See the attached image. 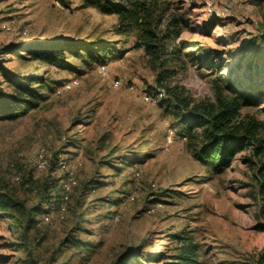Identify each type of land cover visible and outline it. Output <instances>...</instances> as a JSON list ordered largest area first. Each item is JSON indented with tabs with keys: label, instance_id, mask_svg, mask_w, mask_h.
Instances as JSON below:
<instances>
[{
	"label": "rangeland",
	"instance_id": "374dc122",
	"mask_svg": "<svg viewBox=\"0 0 264 264\" xmlns=\"http://www.w3.org/2000/svg\"><path fill=\"white\" fill-rule=\"evenodd\" d=\"M175 4L185 18L179 41L189 63L178 67L173 81L196 100L214 99L220 70L204 61L209 53L227 77L254 94L256 101L243 113L264 120V0ZM0 5V24H13L11 30L0 26V86L13 90L3 69L18 78H46L36 84L44 94L38 107L14 120L0 119V183L35 204L49 182L51 201L44 208L57 207L65 174L51 169L53 161L38 170L39 150L81 163L68 210L55 208L53 223L39 222L43 241L24 245L20 229L0 215V264H116L130 252L148 264H168L182 246L176 234L199 244V264H264L257 159L246 149L225 171L206 174L181 132L171 133L175 117L145 99L156 71L143 49L135 48L134 36L116 33L117 15L80 0H0ZM89 38L111 41L122 53L92 61L72 54L71 64L60 67L29 50ZM101 64H107V75ZM71 78L79 83L58 93ZM126 160L133 163L123 165ZM32 182L40 192H33ZM70 234L94 246L89 259L62 244ZM137 256L125 264H139L143 259Z\"/></svg>",
	"mask_w": 264,
	"mask_h": 264
},
{
	"label": "trees",
	"instance_id": "16d2710c",
	"mask_svg": "<svg viewBox=\"0 0 264 264\" xmlns=\"http://www.w3.org/2000/svg\"><path fill=\"white\" fill-rule=\"evenodd\" d=\"M70 1L62 0L64 4ZM80 1L83 5L94 6L104 13L117 15L116 33L135 37V48L143 49L156 71L155 85L148 89L147 94L175 117L172 129L181 132L186 138L189 150L207 167L206 174L225 171L237 153L250 149L253 158L258 161V194L262 198L264 210V120L250 113H243L246 105L256 101L255 96L242 90L236 80L227 77L222 65L209 53L203 56L204 61L220 70L218 77L214 78V99L196 100L184 84L173 81L178 67L185 69L189 63L184 46L179 41L185 18L177 9L175 0ZM29 50L34 58L60 67L71 64L72 54L85 56L92 61L105 60L112 52L115 55L122 53L111 41L95 38L84 39L82 42L71 40L61 45L33 47ZM252 65L251 60L248 67L251 68ZM3 70L8 82L13 85V90L9 92L0 86V119L14 120L39 106L44 94L36 84L38 79L45 83L46 78H18ZM60 158L57 151L52 159V170L57 169ZM131 160L122 164L133 163ZM32 184L33 192H40L39 185L36 182ZM52 187L46 182L42 198L35 204H30L12 188L0 183V215L13 221L20 229L24 245L28 246L38 238V242L44 240V236H38L39 222L43 221V214L47 209L58 208H44L51 201ZM165 193L167 192L163 191L161 195L165 196ZM176 237L182 242V246L178 253L170 256L168 264H199V244L188 235L176 234ZM66 243L77 249L81 260L89 259L94 251L91 243L73 234L63 240L62 244ZM136 255L141 259L142 255L130 252L126 259H122V262L119 260L116 264H125ZM142 259L138 260L139 264L150 262L147 258L145 261L143 257Z\"/></svg>",
	"mask_w": 264,
	"mask_h": 264
},
{
	"label": "built area",
	"instance_id": "2783aa9c",
	"mask_svg": "<svg viewBox=\"0 0 264 264\" xmlns=\"http://www.w3.org/2000/svg\"><path fill=\"white\" fill-rule=\"evenodd\" d=\"M1 9V5H0ZM0 26L6 30H11L13 24L10 22H1ZM26 32V30H25ZM99 70L103 72L105 75L108 74V68L107 64H101ZM79 83V80L77 78H71L68 81H65L60 88L57 89V92L60 93L63 90L66 89H72ZM117 84L120 83V80H117ZM145 99L149 101H154L152 97L148 94L145 95ZM171 133H173V129L171 130ZM169 140H171V136L169 137ZM53 159V153H49L46 148H41L37 155V168L38 170H45L47 169ZM81 163L74 159L73 157H64L61 155V158L58 163V170L63 171L65 176L62 179L63 183V193L59 198V205H58V211L61 213H65L68 210L69 202L71 199V194L73 190L78 186L79 180H78V170ZM15 166V164L13 165ZM139 174V172H138ZM17 180H21V175L17 176ZM128 198H131V196H128ZM153 210L150 209V211ZM55 209H47L43 214V221L46 224L53 223L56 213ZM118 218V216H116Z\"/></svg>",
	"mask_w": 264,
	"mask_h": 264
}]
</instances>
